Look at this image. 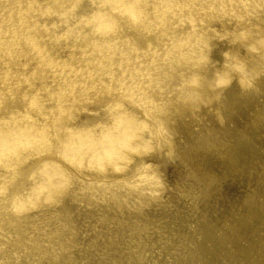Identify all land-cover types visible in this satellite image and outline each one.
Wrapping results in <instances>:
<instances>
[{
	"label": "clouds",
	"instance_id": "1",
	"mask_svg": "<svg viewBox=\"0 0 264 264\" xmlns=\"http://www.w3.org/2000/svg\"><path fill=\"white\" fill-rule=\"evenodd\" d=\"M0 264H264V0H0Z\"/></svg>",
	"mask_w": 264,
	"mask_h": 264
},
{
	"label": "rangeland",
	"instance_id": "2",
	"mask_svg": "<svg viewBox=\"0 0 264 264\" xmlns=\"http://www.w3.org/2000/svg\"><path fill=\"white\" fill-rule=\"evenodd\" d=\"M226 193L231 195L235 193V188L234 187H226Z\"/></svg>",
	"mask_w": 264,
	"mask_h": 264
}]
</instances>
